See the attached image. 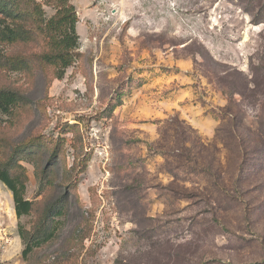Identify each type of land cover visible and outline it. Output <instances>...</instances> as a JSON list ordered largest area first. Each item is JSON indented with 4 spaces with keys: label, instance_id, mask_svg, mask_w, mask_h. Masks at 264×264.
<instances>
[{
    "label": "rangeland",
    "instance_id": "1",
    "mask_svg": "<svg viewBox=\"0 0 264 264\" xmlns=\"http://www.w3.org/2000/svg\"><path fill=\"white\" fill-rule=\"evenodd\" d=\"M1 1L25 39L0 40V90L23 96L0 167L34 205L18 220L0 182V264H264V0H70L61 79L60 4ZM62 204L24 261L18 221Z\"/></svg>",
    "mask_w": 264,
    "mask_h": 264
},
{
    "label": "trees",
    "instance_id": "2",
    "mask_svg": "<svg viewBox=\"0 0 264 264\" xmlns=\"http://www.w3.org/2000/svg\"><path fill=\"white\" fill-rule=\"evenodd\" d=\"M60 5L56 7L55 14L45 23L43 32L46 34L48 52L43 54V58L48 63L56 67V78L61 79L65 69L71 64L72 51L78 47V34L76 32L77 15L74 5L70 0H53ZM0 14L10 17L8 22L6 17L0 19V40L3 43H12L25 39V32L21 26L16 24L20 20V15L8 7L0 0ZM11 23V24H10ZM23 96L16 91L0 90V112L7 113L12 105L17 103ZM251 161V160H250ZM0 182H2L11 192L13 209L16 218L19 220L23 215H29L33 209L34 201L24 196L26 184L25 176L21 174L11 175L5 167H0ZM66 207L62 205L51 206L45 210V215L39 218L33 226V233L29 236L20 221L17 223L18 235L23 242L21 256L24 261L28 260V255L34 248L40 246L47 240L50 231V220L60 217ZM52 215V218H50Z\"/></svg>",
    "mask_w": 264,
    "mask_h": 264
},
{
    "label": "crops",
    "instance_id": "3",
    "mask_svg": "<svg viewBox=\"0 0 264 264\" xmlns=\"http://www.w3.org/2000/svg\"><path fill=\"white\" fill-rule=\"evenodd\" d=\"M10 192V191H9Z\"/></svg>",
    "mask_w": 264,
    "mask_h": 264
}]
</instances>
